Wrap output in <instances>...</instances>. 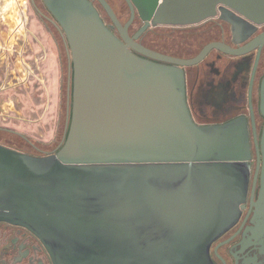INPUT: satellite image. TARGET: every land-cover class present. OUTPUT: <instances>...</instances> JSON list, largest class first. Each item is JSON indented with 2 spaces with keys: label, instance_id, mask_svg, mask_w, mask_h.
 Returning <instances> with one entry per match:
<instances>
[{
  "label": "water",
  "instance_id": "1",
  "mask_svg": "<svg viewBox=\"0 0 264 264\" xmlns=\"http://www.w3.org/2000/svg\"><path fill=\"white\" fill-rule=\"evenodd\" d=\"M61 1L81 12L73 22L86 38L77 39L70 129L56 154L0 144V221L35 233L53 264H215L211 245L236 223L247 195L248 124L196 123L180 66L213 48L244 54L264 32L244 48L214 41L179 58L130 39L128 28L136 13L144 29L219 17L244 40L264 25V0H126L124 25L100 0L124 39L91 1Z\"/></svg>",
  "mask_w": 264,
  "mask_h": 264
},
{
  "label": "flooded vegetation",
  "instance_id": "2",
  "mask_svg": "<svg viewBox=\"0 0 264 264\" xmlns=\"http://www.w3.org/2000/svg\"><path fill=\"white\" fill-rule=\"evenodd\" d=\"M89 1L98 11L104 24L119 39H124L100 0ZM107 1L124 25L131 17L128 2ZM29 4L46 39L32 35L31 42L30 39L27 40L23 53L32 52L29 57L37 60V65L32 68L28 63L24 62V64L28 81L36 82L30 80L31 77H35L44 83L47 80L39 76L46 73L45 61L49 59L56 61L57 121L54 135L56 140L51 143L34 142L32 138L38 139L37 137L15 129L0 127V133L13 136L8 140L0 138V144L23 154L41 157L56 154L62 148L64 137L70 129L75 104V57L78 58L80 54L77 39L86 38L81 34L82 29L73 22V17L81 12H76L72 6H63L61 0H29ZM83 8L91 9L88 5ZM123 15H127L125 21L122 20ZM144 25L145 22L136 13L128 28L130 39H136L138 43L153 51L179 58L194 57L206 44L214 41L223 42L235 49L244 48L264 32V25H260L252 35L242 40L246 37V32L240 30L235 34L232 25L219 17L192 26H157L144 29ZM193 26H197L198 30H193ZM139 32L140 34L135 36ZM132 50L144 58L157 61L146 54ZM214 51L217 53L218 62L250 56L249 74L246 79H244L245 75H241L236 80L230 75L228 81L233 82V89L229 92L230 97L214 105L215 107L210 101L206 103L201 115L202 120L199 121L197 118L199 114L195 112L194 104L203 97L204 88L200 80L204 72L200 65ZM207 64L212 66L218 75L221 74V70L215 67V61ZM180 67L183 68L185 75L187 105L196 123L222 124L245 118L249 130L250 157L244 163L249 173L246 199L240 204L241 212L236 223L212 243L211 257L215 264H264V43L250 48L244 54H233L213 48L199 63ZM46 88L48 85L40 86L42 91L38 97L45 96ZM216 93L217 91L212 88L209 92L210 98L216 96ZM39 122V119H35L31 124L36 125ZM0 264H53V261L47 248L35 233L24 226L0 221Z\"/></svg>",
  "mask_w": 264,
  "mask_h": 264
},
{
  "label": "rangeland",
  "instance_id": "3",
  "mask_svg": "<svg viewBox=\"0 0 264 264\" xmlns=\"http://www.w3.org/2000/svg\"><path fill=\"white\" fill-rule=\"evenodd\" d=\"M21 11H24L25 19ZM126 19L127 15H123L122 20ZM193 27V30H198L197 26ZM32 35L46 39L40 23L30 8L29 0H0V127L15 129L37 137L38 139L32 138L34 142L51 143L56 140L54 135L57 121V64L53 59L45 61L46 73L39 78H44L46 82L43 83L35 77H31L30 80L36 82L28 81L24 62L33 68L37 65V60L29 57L32 52L23 53V48L28 39L31 42ZM3 56L6 57L2 58ZM217 59V53L214 51L200 65L204 72L200 80L204 88L203 97L194 104V110L199 114L197 115L199 121L202 120L201 115L206 103L210 101L212 106H216L230 97L229 92L233 89V82L228 81L230 75L236 80L241 75H245L244 79H246L249 74L250 56L225 59L223 62H218ZM213 61L216 69L221 70V74L218 75L212 66L207 64ZM44 84L48 85L45 96L38 97L42 91L40 86ZM212 88L217 93L210 98L209 92ZM40 102L41 106H39ZM35 119H39V124H31ZM0 138L8 140L13 136L0 133Z\"/></svg>",
  "mask_w": 264,
  "mask_h": 264
}]
</instances>
